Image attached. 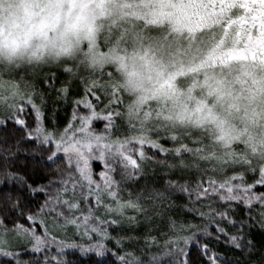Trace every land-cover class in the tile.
I'll use <instances>...</instances> for the list:
<instances>
[{
	"label": "snow or ice",
	"instance_id": "6c2138e0",
	"mask_svg": "<svg viewBox=\"0 0 264 264\" xmlns=\"http://www.w3.org/2000/svg\"><path fill=\"white\" fill-rule=\"evenodd\" d=\"M110 2L107 15L101 0H0V53L14 60L0 65V264H80L67 249L99 257L93 264H253L235 253L259 249L264 264V149L221 148L207 129L173 127L145 97L131 106L117 84L128 67L119 53L132 44L153 91L179 99L183 75L167 72L157 52L201 23L218 24L231 41L209 49L189 68L200 78L181 86L205 93L196 107L204 119H215L216 105L247 109L264 99V0L159 10L150 0ZM69 36L83 60L20 58L32 41L63 48ZM53 66L72 79L59 80Z\"/></svg>",
	"mask_w": 264,
	"mask_h": 264
},
{
	"label": "clouds",
	"instance_id": "9594fccd",
	"mask_svg": "<svg viewBox=\"0 0 264 264\" xmlns=\"http://www.w3.org/2000/svg\"><path fill=\"white\" fill-rule=\"evenodd\" d=\"M102 27L98 26L99 28ZM82 44L69 36L63 41V48L40 47L39 41H32L20 57L24 62H52L59 63L64 60H83ZM138 46L128 47L119 54L126 55L127 69H121L117 77V84L124 89L130 98L131 106L141 107L140 98L145 97V102H156V112L160 119L173 127H193L207 129L211 139L221 148L237 143H244L254 147L257 151L264 149V99H261L245 109L239 111L229 110L226 105H216L213 109L215 119H204L196 111L197 101L206 99L201 89H194L191 93L180 90V97L165 95L160 91H153V84L147 80V69L144 62L136 54ZM157 59L163 61L167 72L188 74L189 67L178 60L170 58L164 51L157 52ZM14 60L7 53H0V65L10 66ZM108 63H114L109 60ZM118 67V65H117ZM144 74L145 78L131 77V71Z\"/></svg>",
	"mask_w": 264,
	"mask_h": 264
},
{
	"label": "rangeland",
	"instance_id": "374dc122",
	"mask_svg": "<svg viewBox=\"0 0 264 264\" xmlns=\"http://www.w3.org/2000/svg\"><path fill=\"white\" fill-rule=\"evenodd\" d=\"M124 2L136 5L143 2V0H124ZM153 7L159 10L161 5H167L169 3H183V0H150ZM101 6L103 7L105 13L107 15H111L113 12V7L111 5L110 0H101ZM165 11H170L168 8H164ZM133 12L142 13L146 11L143 8H133ZM199 13H197L194 10H189L188 12V19L190 21H196L198 18ZM120 20V17H113L111 21H108L112 23L113 25L117 24V21ZM130 23H138L137 21H130ZM162 25H167L164 22H161ZM168 26V25H167ZM169 28V26H168ZM139 31H143L142 27H139ZM187 35V38L184 41H180L178 44L173 43L171 39H168L165 43L164 52L172 59L178 60L181 64L187 66V67H193L196 63L199 62V60L203 57L201 56L204 52H206L211 49L212 47H215L219 44H227L231 41L232 36L228 32V30L222 28L220 25L216 24H208V23H201L199 24L198 30L193 32H185ZM223 34V36H222ZM180 35V34H179ZM221 35V36H220ZM221 38V39H220ZM209 42V44L207 43ZM207 43V44H206ZM132 44H129L128 47H132ZM203 54V55H204ZM201 56V57H200ZM200 57V58H199ZM199 58V59H197ZM197 59V60H196ZM111 70V69H109ZM51 71H54L57 73V76L61 78V74L63 73L62 70H57L56 67H51ZM68 75V74H67ZM69 79H72L71 76L68 75ZM200 78L197 76L194 72H189L186 75H183V81H181V84L177 85V90H186L185 87H182V84H188L193 79ZM197 89V88H196ZM147 102L151 103V106L153 109H156L157 105L155 101L149 100Z\"/></svg>",
	"mask_w": 264,
	"mask_h": 264
},
{
	"label": "trees",
	"instance_id": "16d2710c",
	"mask_svg": "<svg viewBox=\"0 0 264 264\" xmlns=\"http://www.w3.org/2000/svg\"><path fill=\"white\" fill-rule=\"evenodd\" d=\"M160 27H161V30H162V33H167V32H169V28H168V26L167 25H162V24H160ZM221 36V35H220ZM222 36H223V34H222ZM187 38V35L185 34V33H182V34H180V35H175V36H173V37H171L170 39L172 40V42L173 43H179L180 41L182 42V41H184L185 39ZM221 39V38H220ZM208 44H209V42H207ZM206 43V44H207ZM209 48V47H208ZM207 48V49H208ZM206 49V50H207ZM205 50V51H206ZM204 51V52H205ZM204 52H203V54H204ZM203 54L201 55V56H203ZM200 56V57H201ZM199 57V58H200ZM199 58H197V59H199ZM196 59V60H197ZM69 78H68V75L66 74V73H62L61 74V78H59V80H68ZM184 79H183V77H182V81H183ZM59 86V85H58ZM61 109H62V111H60L58 114H57V117H56V119L58 120V121H60V122H62L64 119H65V117H67L68 115H70V113H71V105L69 104L68 106H65V105H60L59 106ZM49 108H51V104H49ZM103 126H104V124H103V122L102 121H98V122H96L95 123V125H94V127L96 128V130L97 131H100V130H102L103 129ZM166 146H171V145H166ZM93 168L96 170V171H99L100 170V168H101V165L99 164V163H94L93 164ZM41 199H42V197H41ZM131 214V213H130ZM110 231H111V229H110ZM113 235H116V233L115 232H113L112 233ZM108 247L109 248H113L114 246H113V244H109L108 245ZM67 251V259H70V260H73L74 262H76V261H79L80 262V264H93V262L95 261V260H97V259H99V257H96L94 254H89V256L88 257H81L80 256V254H79V252H78V250H74V249H67L66 250ZM235 255H236V257L237 258H239V259H241V260H244V259H247V258H251L252 259V261H253V264H260V258H261V251L258 249L257 251H256V253H255V255H253V256H251V257H249L248 255H246V254H242V253H239V252H237V253H235Z\"/></svg>",
	"mask_w": 264,
	"mask_h": 264
}]
</instances>
